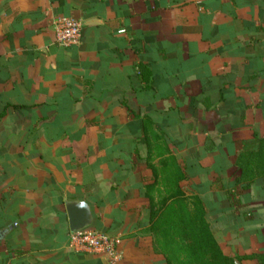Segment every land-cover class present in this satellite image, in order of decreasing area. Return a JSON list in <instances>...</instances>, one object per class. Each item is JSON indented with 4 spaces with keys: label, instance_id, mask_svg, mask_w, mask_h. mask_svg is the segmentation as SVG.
Masks as SVG:
<instances>
[{
    "label": "crops",
    "instance_id": "obj_1",
    "mask_svg": "<svg viewBox=\"0 0 264 264\" xmlns=\"http://www.w3.org/2000/svg\"><path fill=\"white\" fill-rule=\"evenodd\" d=\"M61 18L77 45L56 44ZM123 100L165 134L222 253L258 264L264 181L243 188L234 162L264 136V0H0V264H108L70 245L65 200L121 239L120 264H166Z\"/></svg>",
    "mask_w": 264,
    "mask_h": 264
},
{
    "label": "trees",
    "instance_id": "obj_2",
    "mask_svg": "<svg viewBox=\"0 0 264 264\" xmlns=\"http://www.w3.org/2000/svg\"><path fill=\"white\" fill-rule=\"evenodd\" d=\"M122 104L128 108L126 100ZM128 113L141 119V136L147 149L145 166L151 172V183L144 186L143 194L148 200V232L155 250L165 257L166 264H235L220 250L201 201L186 197L181 191L179 183L185 176L174 156L166 150L165 134L146 114L132 112L129 108ZM134 153L138 156L137 150ZM153 157L158 159L156 163ZM234 165L238 184L243 188L260 178L264 181V136H255L254 145L242 149ZM255 259L258 264H264V253Z\"/></svg>",
    "mask_w": 264,
    "mask_h": 264
},
{
    "label": "built area",
    "instance_id": "obj_3",
    "mask_svg": "<svg viewBox=\"0 0 264 264\" xmlns=\"http://www.w3.org/2000/svg\"><path fill=\"white\" fill-rule=\"evenodd\" d=\"M82 23L71 19L61 18L54 23L55 42L61 47H71L81 39ZM70 245L77 251L104 257L108 264H120L121 239L105 231L92 227L70 234Z\"/></svg>",
    "mask_w": 264,
    "mask_h": 264
},
{
    "label": "water",
    "instance_id": "obj_4",
    "mask_svg": "<svg viewBox=\"0 0 264 264\" xmlns=\"http://www.w3.org/2000/svg\"><path fill=\"white\" fill-rule=\"evenodd\" d=\"M85 25H91V22H88ZM64 208L67 218L68 231L71 235L87 229L93 225L92 210L89 204H87L86 202L65 200ZM14 227L15 225L9 227L7 230H1L0 241L3 240L8 231H11ZM235 264H237V262H235Z\"/></svg>",
    "mask_w": 264,
    "mask_h": 264
},
{
    "label": "rangeland",
    "instance_id": "obj_5",
    "mask_svg": "<svg viewBox=\"0 0 264 264\" xmlns=\"http://www.w3.org/2000/svg\"><path fill=\"white\" fill-rule=\"evenodd\" d=\"M258 180H261V178L260 179H258ZM154 195V197H155V200H156V202L158 201V199H157V196L155 195V194H153Z\"/></svg>",
    "mask_w": 264,
    "mask_h": 264
}]
</instances>
